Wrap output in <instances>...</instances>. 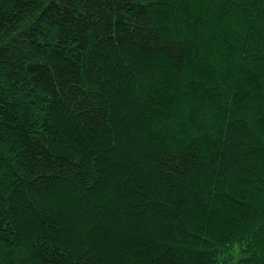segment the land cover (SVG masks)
I'll return each mask as SVG.
<instances>
[{
  "label": "trees",
  "instance_id": "obj_1",
  "mask_svg": "<svg viewBox=\"0 0 264 264\" xmlns=\"http://www.w3.org/2000/svg\"><path fill=\"white\" fill-rule=\"evenodd\" d=\"M0 264H264V0H0Z\"/></svg>",
  "mask_w": 264,
  "mask_h": 264
}]
</instances>
